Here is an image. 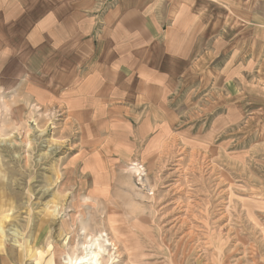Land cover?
Wrapping results in <instances>:
<instances>
[{"label":"rangeland","instance_id":"374dc122","mask_svg":"<svg viewBox=\"0 0 264 264\" xmlns=\"http://www.w3.org/2000/svg\"><path fill=\"white\" fill-rule=\"evenodd\" d=\"M64 1L0 84V264H264V0Z\"/></svg>","mask_w":264,"mask_h":264},{"label":"crops","instance_id":"0c3cea01","mask_svg":"<svg viewBox=\"0 0 264 264\" xmlns=\"http://www.w3.org/2000/svg\"><path fill=\"white\" fill-rule=\"evenodd\" d=\"M56 1V2H54ZM80 6L84 7V0H80ZM64 0H0V67L2 75H0V84L4 81L14 80V77L19 79L21 70L22 50L20 35L22 23L26 21L27 8L29 7H44L41 17L44 16V21L49 22L53 17L52 13L46 11V6L64 7ZM79 5V2H77ZM36 15H39V12ZM42 28V27H41ZM53 31V26L46 27L42 31ZM45 40L47 41L46 37ZM34 45V44H33ZM35 46V45H34ZM16 48V50H15ZM18 64V65H16ZM14 72H17L14 74Z\"/></svg>","mask_w":264,"mask_h":264},{"label":"bare ground","instance_id":"6f19581e","mask_svg":"<svg viewBox=\"0 0 264 264\" xmlns=\"http://www.w3.org/2000/svg\"><path fill=\"white\" fill-rule=\"evenodd\" d=\"M94 243L86 247L87 254L82 258L81 264H100L101 260V249L98 252L93 251ZM68 264V262H64Z\"/></svg>","mask_w":264,"mask_h":264}]
</instances>
